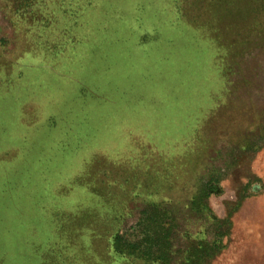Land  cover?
<instances>
[{
    "label": "rangeland",
    "instance_id": "1",
    "mask_svg": "<svg viewBox=\"0 0 264 264\" xmlns=\"http://www.w3.org/2000/svg\"><path fill=\"white\" fill-rule=\"evenodd\" d=\"M263 35L262 0H0V264H264Z\"/></svg>",
    "mask_w": 264,
    "mask_h": 264
},
{
    "label": "trees",
    "instance_id": "2",
    "mask_svg": "<svg viewBox=\"0 0 264 264\" xmlns=\"http://www.w3.org/2000/svg\"><path fill=\"white\" fill-rule=\"evenodd\" d=\"M264 2V0H262ZM245 2H243L241 5L243 6ZM250 19H252V17H250ZM259 19V17H257L255 19V22H249L248 24H250V27L253 26V25H259V23H256L257 20ZM264 37V35H263ZM247 45H245L246 47ZM191 178V177H190ZM186 188H191L192 189V194L189 198V200H187L185 203H184V208L186 210H189L191 212L195 211L194 208H193V204H195L196 202V199L199 197V193H200V187L197 185V182H194L192 179H191V182L190 184H186L185 185ZM209 196L207 195V197L205 196L204 200H206ZM169 203V205L171 206V208H166V207H163V205H161V203H148L146 202L145 205L148 207L147 210H146V215L149 213V219L146 217V219H148L147 221L150 223L151 225V222H153L154 220L156 221L157 217L159 216H165L166 212L168 213V211H173L174 213H178L177 211H180V209L178 208L179 205H182V203L180 202H175L173 200H168L167 201ZM118 204H120L122 206V201L121 202H118ZM151 212H153L154 214L151 215ZM122 213V212H121ZM122 215L123 214H117L115 216H113L111 218V221L114 223V224H120L121 223V220L123 219L122 218ZM175 218V217H173ZM111 223V222H110ZM164 229V227L167 225V222H161L160 223ZM150 225H148L150 227ZM106 238H109L106 243L102 244L103 245H108L109 248L111 249V254H112V258L116 257V254L119 256V258H127L128 257H132L133 255H135V252H134V247L129 245L128 248L130 250H125L124 248V245L123 243L121 242L122 241V235L120 234V230H114L113 232L109 233L107 235ZM221 239V238H220ZM215 242H217V239H215ZM94 244V243H93ZM92 244V245H93ZM170 244V242H169ZM216 244V243H215ZM107 248V246H106ZM100 251V249H98ZM169 250V254H171V250ZM95 251V250H94ZM105 252H107V256H109V251H108V248L105 250ZM116 253V254H115ZM89 254H93L92 250H89ZM170 264V263H169Z\"/></svg>",
    "mask_w": 264,
    "mask_h": 264
},
{
    "label": "crops",
    "instance_id": "3",
    "mask_svg": "<svg viewBox=\"0 0 264 264\" xmlns=\"http://www.w3.org/2000/svg\"><path fill=\"white\" fill-rule=\"evenodd\" d=\"M221 69H222V67H221ZM221 69H218V70H221ZM224 70V69H223Z\"/></svg>",
    "mask_w": 264,
    "mask_h": 264
}]
</instances>
